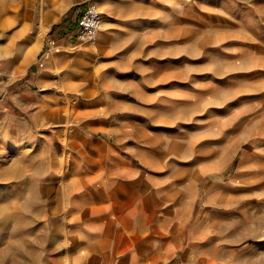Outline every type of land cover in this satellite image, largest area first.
Instances as JSON below:
<instances>
[{
	"label": "rangeland",
	"instance_id": "374dc122",
	"mask_svg": "<svg viewBox=\"0 0 264 264\" xmlns=\"http://www.w3.org/2000/svg\"><path fill=\"white\" fill-rule=\"evenodd\" d=\"M88 3L103 14L96 39L55 51L47 40ZM46 4L54 69L42 83L23 59L0 72V264H98L102 215L81 211L106 207L156 228L141 240L119 218L107 226L102 249L132 250L135 264L174 253L179 264H264V0ZM112 94L129 102L112 115L125 133L104 142L90 119Z\"/></svg>",
	"mask_w": 264,
	"mask_h": 264
},
{
	"label": "crops",
	"instance_id": "0c3cea01",
	"mask_svg": "<svg viewBox=\"0 0 264 264\" xmlns=\"http://www.w3.org/2000/svg\"><path fill=\"white\" fill-rule=\"evenodd\" d=\"M46 2L47 0H0V72L17 71L18 66H20L19 63L23 59L26 61V71L36 73L35 81L37 83H42L46 80L47 73L54 69L53 52L51 51L53 45L48 46L47 44V46H45V36L41 33L42 30L46 29L48 22ZM38 23L40 24L39 28L37 25ZM35 24L36 30L34 31ZM66 38L72 39L75 43H78V41L71 36L70 31L65 36L58 37L55 35L49 38L47 42L50 41L52 44L56 43L57 48H55V51H60V49L64 50L72 45ZM65 55L67 56L68 54ZM75 56L76 54L72 55V57ZM38 58L40 59L37 63L36 60H38ZM66 72H64L65 74L63 75V82L68 84L72 81V76H69L70 73L68 72L66 74ZM108 85H110L109 82ZM64 86L67 85L64 84ZM105 95H101L100 97V103L104 106L105 111L92 117L90 120L103 122L105 125L104 127L107 128L95 131L98 139H103L102 136L105 135V139H103L104 142L114 137L121 141L125 133L123 131L124 119L115 120L112 115L114 111H126L129 108V102L120 94L116 97L112 94L108 99ZM111 144L112 145L107 147L113 151L115 145H113L112 142ZM123 174L125 176H131L130 170L127 168ZM92 179L95 180L94 183L92 182L93 180H90V182L94 184L95 187L99 186L98 184L101 185L104 183V181L99 182L98 178ZM134 181L138 183L139 180L134 179ZM98 194L104 195L103 187H99L97 192H95V195ZM121 197L123 202L121 206H125L126 193H123ZM179 210L180 205L177 204L173 209L172 215L175 217L178 216ZM81 212V215L85 216L93 212L94 214L102 215L99 223L94 225L91 224L92 231L95 232L93 234L94 239H91V246H97V248H100L102 251V253H99L100 255L96 254L97 259L100 258L98 264H135L137 261L138 255L132 250L119 255L118 247L115 245L107 249H102L103 244L109 240V234H107L106 228L111 222L117 221V218H119L121 223L125 226H134L136 229L146 232L144 235L137 237V239L146 240L147 237L153 236L156 232V228L140 213L133 215V217H130V212L122 216L116 210H107V207L96 208L94 210H85L82 208ZM83 237H85V235ZM168 262L179 264L175 258V253L171 255Z\"/></svg>",
	"mask_w": 264,
	"mask_h": 264
},
{
	"label": "built area",
	"instance_id": "2783aa9c",
	"mask_svg": "<svg viewBox=\"0 0 264 264\" xmlns=\"http://www.w3.org/2000/svg\"><path fill=\"white\" fill-rule=\"evenodd\" d=\"M103 22V14L93 3L86 4L77 14L71 31L76 41L91 43L100 32Z\"/></svg>",
	"mask_w": 264,
	"mask_h": 264
},
{
	"label": "trees",
	"instance_id": "16d2710c",
	"mask_svg": "<svg viewBox=\"0 0 264 264\" xmlns=\"http://www.w3.org/2000/svg\"><path fill=\"white\" fill-rule=\"evenodd\" d=\"M58 26H59L58 24H54V25L52 26V30L55 29V28H57Z\"/></svg>",
	"mask_w": 264,
	"mask_h": 264
},
{
	"label": "bare ground",
	"instance_id": "6f19581e",
	"mask_svg": "<svg viewBox=\"0 0 264 264\" xmlns=\"http://www.w3.org/2000/svg\"><path fill=\"white\" fill-rule=\"evenodd\" d=\"M28 135L30 136V134H27L26 136H28Z\"/></svg>",
	"mask_w": 264,
	"mask_h": 264
}]
</instances>
